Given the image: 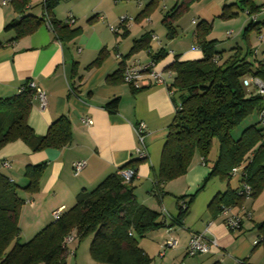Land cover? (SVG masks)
<instances>
[{"label":"crops","instance_id":"obj_1","mask_svg":"<svg viewBox=\"0 0 264 264\" xmlns=\"http://www.w3.org/2000/svg\"><path fill=\"white\" fill-rule=\"evenodd\" d=\"M58 1L47 15L45 0H30L24 7L14 1L0 3V98L16 95L20 87L32 79L43 89L46 99L41 107L40 100L35 96L32 98L28 124L33 131L43 135L59 116L68 118L72 128L70 143L61 148L31 151L19 139L8 142L0 149V171L20 186L27 182L23 173L28 165L44 164L39 189L34 194L22 192L29 218L31 212L32 218H36L37 226L30 232V237L53 221V212L71 207L77 193L95 188L108 174L118 172L119 167L137 160L136 149L144 143L147 158L124 168L132 167L136 171L133 193L137 202L160 211L166 226L138 238L142 249L148 254L151 244L159 249L165 239L173 237L179 240L176 255L188 256L186 247L189 238L201 232L206 239H215L218 246L211 247L209 253L202 254L203 257L193 256L197 258L186 261V264H236L238 261L241 264H264V247L255 243L259 236L255 226L264 220V189L255 197L244 196L239 206L215 211L209 207L210 200L228 188L238 189L241 180L239 176L231 175L234 178L227 182L217 176L197 191L210 172V167L203 163L197 152L185 174L168 181L162 192L153 189L160 152L175 113L172 94L167 87L172 82L167 66L173 61L174 53L181 54V59L185 60L202 57L199 48L192 49L196 47L195 26L205 19L199 14L201 10H198V18H178L174 27L177 37L169 39L162 20L167 8L161 13V19L159 17L161 25L155 26L158 20L153 15L159 0L150 6L152 9L146 16L141 12L150 0L138 6L135 17L129 10H124L123 5L134 0ZM176 2L179 1L174 4ZM220 3L229 5L224 0H214L215 5L220 6ZM253 3L260 6L256 22L264 20V0H254ZM21 9L23 11L20 12ZM124 11L134 17V24L128 23L121 31L111 32L109 25L116 23ZM25 14L42 17L43 21L32 32L15 37V30L5 26ZM69 16L75 18L74 23L66 22ZM245 18L238 35L242 34L248 22V16ZM51 19L56 21L57 28ZM55 29L61 31L56 32ZM189 29L191 35L187 31ZM142 36L150 37L151 51L158 52L162 48L168 51L157 63V69L162 71L163 83L154 82L146 75L148 83L135 89L122 78L108 80L120 66L150 60L146 49L130 53L133 42ZM231 36L227 32V37ZM246 40L257 56V47L264 44V27L250 30ZM239 42L236 41L234 46H244V41L243 44ZM100 51L103 56L98 63H94ZM261 60L264 62V59ZM250 79L249 76L248 91L257 90ZM115 97L118 98L117 109L110 112L105 106ZM255 115L256 121L257 113ZM84 117H90L94 121L92 125H84L81 122ZM141 122L145 124L142 141L135 131V126ZM79 160H85V165L80 173L75 174L72 165ZM5 161L9 163L8 167L4 166ZM190 195L194 198L181 218L177 198L185 196L187 199ZM231 213L242 218L241 226L232 230L224 223ZM19 223L22 232L21 217ZM68 253L71 252L68 250ZM87 254L90 256L86 247L81 257L87 259Z\"/></svg>","mask_w":264,"mask_h":264},{"label":"trees","instance_id":"obj_2","mask_svg":"<svg viewBox=\"0 0 264 264\" xmlns=\"http://www.w3.org/2000/svg\"><path fill=\"white\" fill-rule=\"evenodd\" d=\"M10 1L24 7L30 0ZM45 1L47 15L59 1ZM157 1H148L141 14L148 15V11L152 9L150 6ZM189 1L191 0L176 2L163 14L162 20L169 39L175 36V21L189 8ZM253 2L254 0H234L233 3L224 5L219 15L231 17L237 14L232 10L234 5L244 11L248 22L241 34L243 40H246L250 30L264 27V20L256 22L260 6ZM42 21V17L25 14L13 19L5 28L15 30V37H18L32 32ZM51 22L57 28L56 21L51 19ZM211 28V22L205 19L195 26L194 43L201 51V58L185 60L181 59V54L174 53L173 61L167 66L172 79L167 87L172 94L175 113L168 125V133L160 152L159 170L153 189L157 188L162 192L168 181L185 174L195 152L210 167L209 174L197 191L213 177L218 176L229 182L231 175H235L231 172L232 169L242 166L240 187L218 192L210 200L209 207L219 212L223 207L239 206L242 203L244 195L239 194L242 182L251 187L249 196L252 197L264 189V126L260 125L258 118V112L264 108V100L258 90L248 91L243 84L249 76L264 81V62L261 59H249V55L257 56L247 40L244 41V46L235 45L228 51L217 50V40L208 38ZM149 41L150 37L138 38L133 42L130 53L146 49L150 59L158 63L168 51L163 48L158 52L151 51ZM102 56L100 51L94 63H98ZM123 69L124 65L120 66L108 80L123 79ZM29 80L16 95L0 98V149L8 142L19 139L31 151L67 146L72 138V128L65 116L52 121L43 135H37L28 124L34 96V90L26 87ZM117 103L118 98L115 97L105 107L114 112ZM256 113L257 120L243 127L239 136L234 137L233 132ZM214 141L217 143L215 149ZM214 154L216 156L212 159ZM141 160L143 159L132 160L119 168L136 165ZM43 168L44 164L28 165L23 173L27 178L23 186L0 171V264H66L68 245L63 240L70 235L75 236L71 243L92 235L89 255L95 262L149 264L152 261L153 258L139 245L138 238L159 229L158 227L166 226L164 216L160 211L137 202L133 193L135 175L129 182H124L118 172L108 174L95 188L83 189L77 193L71 207L62 209L58 216H54L53 221L32 237L22 240L19 210L26 200L22 192L34 194L39 189ZM194 195L187 199L185 196L177 198L181 218L187 212ZM182 200L185 202L184 206H181ZM255 227L259 235L257 243L264 247V220Z\"/></svg>","mask_w":264,"mask_h":264},{"label":"rangeland","instance_id":"obj_3","mask_svg":"<svg viewBox=\"0 0 264 264\" xmlns=\"http://www.w3.org/2000/svg\"><path fill=\"white\" fill-rule=\"evenodd\" d=\"M176 0H159L157 3V8H156V16L153 15V17H156V19L158 20L157 24L155 25L156 27H159L161 25V13L163 11H166L165 9L167 8V10H170L172 8V5L174 4ZM236 1V0H235ZM238 1V0H237ZM147 2V0H134L132 2H124L123 5H125L124 10H129L130 13L134 14L133 16L135 17V14L139 11L137 8L138 6L140 7L141 4ZM179 2H181V0H179ZM234 0H224V3L226 4H231L233 3ZM240 4V3H239ZM220 6H217L214 4V0H191L188 3L189 8L187 10L184 11V13H182L181 16H179L178 18L184 16V18H198V10H201V12H199L200 16L202 18L207 19L208 21L211 22L212 28L210 31V34L208 35V38H213L217 40V45H216V49L219 51H228L232 46H234L236 41H240L239 43L243 44V41L246 42V40H243L244 38L239 34L238 32H240L243 28V22L246 19L243 10L234 5L233 8L235 9V11L237 12V14H233L231 15V17H223V16H219L221 11H222V3L218 4ZM164 9H163V8ZM220 7V8H218ZM232 8V10H233ZM123 15H129L128 11H124L123 14H121L120 16H118L116 23H118V20L120 17H123ZM133 16L130 15L131 20L129 21L130 23L134 24V22L132 21V19L134 18ZM160 17V19H159ZM200 19V18H199ZM159 25V26H158ZM189 35L192 34V31L189 29L187 30ZM228 31H232V36L231 37H227V32ZM182 32V31H181ZM187 33V32H186ZM176 36V35H175ZM177 37V36H176ZM175 37V38H176ZM186 38V36H185ZM176 44V43H175ZM174 44V46H176ZM258 49V55L257 57H255L254 55H249V59L251 61H257L260 59H264V44L260 45L259 47H257ZM249 60V61H250ZM248 79V78H247ZM252 85L254 84L253 82L251 83ZM245 88L248 90V86H245ZM256 119V115H252L251 117H249L246 121H244L239 128L233 132V136L234 137H238L240 134V131L243 127L250 125L251 123H253ZM216 141H214V147L213 149L216 148ZM234 177L239 176V175H233ZM231 178H234V177ZM26 203V202H25ZM27 205H25L23 203V205L20 208V217H21V223H22V240L26 239L27 237H30V232L34 231V229H36V218H32L33 214L31 212V217L29 218V214L27 213L28 211H26ZM20 217H19V221H20ZM38 230V229H37ZM92 238V235H88L85 236V238H82L80 240H75L74 243L71 244H67L68 245V250L71 253H67L66 255V264H106L104 262H95L93 261V259L91 258V256H88L87 259H83L82 256V251L84 250V248H88L89 250V242ZM170 239V238H168ZM166 241V239H165ZM178 244H179V240H178ZM178 244L176 246H172V247H165L164 243H161L159 246V249L154 247V245H150V248L147 250L148 254L153 258L152 261L149 264H186V261H190L194 258L197 257H193V256H180V255H176L177 253L175 252V250H177L178 248ZM75 253V255H74ZM179 253V252H178ZM205 252L202 253H197L198 255H202ZM209 253V252H207ZM180 254V253H179ZM196 256V255H195ZM81 257V258H80ZM200 257V256H198ZM203 257V255L201 256Z\"/></svg>","mask_w":264,"mask_h":264},{"label":"built area","instance_id":"obj_4","mask_svg":"<svg viewBox=\"0 0 264 264\" xmlns=\"http://www.w3.org/2000/svg\"><path fill=\"white\" fill-rule=\"evenodd\" d=\"M10 0H1L0 3L1 4H7ZM131 17L129 15H123V17H120L118 20L117 24H111L109 25V29L111 32H115L117 33L118 31H121L122 29H124L125 26L128 25V23L130 24ZM133 20V19H132ZM75 18H73L72 16H69L66 19V22H68L69 24L74 23ZM228 35H232V31H228ZM153 38H156L155 35H152ZM192 49H198L197 47H192ZM170 53H172L170 51ZM123 81L125 83H130L135 89H139V87L145 85L146 83V78L145 76L147 75L148 77H150V79H152V81L154 82H158V83H163L164 78L162 76V71L160 69H157V63L150 59L148 62H136V63H132V64H126L124 66L123 69ZM256 89L258 90V93L261 95L262 100H264V81L258 79L257 77L255 78H251L250 79ZM243 84L246 86L249 84V80H244ZM27 88H32L34 90V96L37 97L38 100H40L41 103V107L45 105L46 103V99H45V93L43 91L42 88L38 87L36 85V83L34 82V80L30 79L29 82L27 83ZM24 88L20 87V91H22ZM258 118H259V123L260 125L264 126V108H262L259 112ZM81 122L84 123V125L86 126H90L92 125V123L94 122L90 117H84L81 119ZM145 124L143 122L138 123L135 126V131H137V134L139 136L140 141H142L143 139V133L145 132ZM262 139H264V135H262ZM136 154L140 159H143L145 157H147V152H146V147L144 145V143H142V147H139L136 149ZM4 166L8 167L9 163H7L6 161L3 162ZM85 165V160H79V161H75L73 162V171L75 174H78L81 172L82 167ZM233 174H238L241 175L243 173L242 171V166L241 167H234L231 171ZM136 174V171L134 168H119L118 171V175L121 176L122 181L124 182H129L131 180V178ZM241 191L239 192L240 195H244V196H249L251 193V187L246 184L245 182H242L241 185ZM181 206L185 205V202L180 201ZM227 209V207H223L222 211H225ZM60 213V211H55L53 213V215L56 217L58 216V214ZM242 218L240 217L239 214L236 213H231V215L227 216L224 220L225 225H227V227L229 229H236L240 226V222H241ZM74 235H70V236H66L63 240L64 244H70L73 239H74ZM258 238L256 240L255 243H257ZM178 244V240H176V238L171 237L170 239H166V241L164 242V246L165 247H172V246H176ZM217 247L218 244L216 242L215 239H206L203 235V233L201 232H197L196 234L191 235V237L189 238V242L187 244L186 247V251L187 254L190 256H195L197 255V253H202V252H209L211 251V247ZM241 261H238V263L236 264H241Z\"/></svg>","mask_w":264,"mask_h":264}]
</instances>
